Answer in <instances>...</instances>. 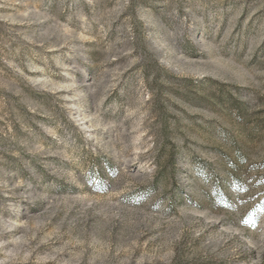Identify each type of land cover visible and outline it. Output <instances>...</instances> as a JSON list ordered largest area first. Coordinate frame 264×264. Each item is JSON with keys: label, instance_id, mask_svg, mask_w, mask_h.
<instances>
[{"label": "rangeland", "instance_id": "1", "mask_svg": "<svg viewBox=\"0 0 264 264\" xmlns=\"http://www.w3.org/2000/svg\"><path fill=\"white\" fill-rule=\"evenodd\" d=\"M0 264H264V0H0Z\"/></svg>", "mask_w": 264, "mask_h": 264}]
</instances>
